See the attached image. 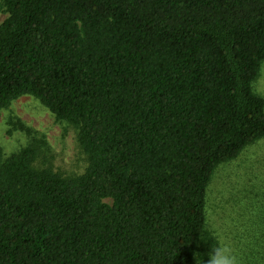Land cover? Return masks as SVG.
<instances>
[{
    "label": "trees",
    "instance_id": "obj_1",
    "mask_svg": "<svg viewBox=\"0 0 264 264\" xmlns=\"http://www.w3.org/2000/svg\"><path fill=\"white\" fill-rule=\"evenodd\" d=\"M3 3L0 111L39 100L88 167L0 150V264H194L216 170L264 139V0Z\"/></svg>",
    "mask_w": 264,
    "mask_h": 264
},
{
    "label": "rangeland",
    "instance_id": "obj_2",
    "mask_svg": "<svg viewBox=\"0 0 264 264\" xmlns=\"http://www.w3.org/2000/svg\"><path fill=\"white\" fill-rule=\"evenodd\" d=\"M8 16L0 0V26ZM254 91L264 99V64ZM17 121L31 134L14 130ZM33 145L39 149L37 169L73 178L88 167L77 130L58 121L39 100L24 96L0 111V150L6 159ZM207 199V234L194 264H208L216 249L234 264H260L264 253V139L216 170ZM104 202L112 204L110 199Z\"/></svg>",
    "mask_w": 264,
    "mask_h": 264
},
{
    "label": "clouds",
    "instance_id": "obj_3",
    "mask_svg": "<svg viewBox=\"0 0 264 264\" xmlns=\"http://www.w3.org/2000/svg\"><path fill=\"white\" fill-rule=\"evenodd\" d=\"M208 264H234V262L232 259L223 256L221 250L216 249L210 255Z\"/></svg>",
    "mask_w": 264,
    "mask_h": 264
}]
</instances>
